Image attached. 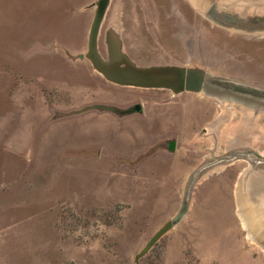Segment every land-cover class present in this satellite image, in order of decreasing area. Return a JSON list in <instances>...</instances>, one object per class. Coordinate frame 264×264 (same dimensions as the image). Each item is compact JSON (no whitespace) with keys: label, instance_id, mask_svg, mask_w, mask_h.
Returning a JSON list of instances; mask_svg holds the SVG:
<instances>
[{"label":"rangeland","instance_id":"1","mask_svg":"<svg viewBox=\"0 0 264 264\" xmlns=\"http://www.w3.org/2000/svg\"><path fill=\"white\" fill-rule=\"evenodd\" d=\"M96 2L0 0V264H264L240 202L264 178V113L107 81L82 58ZM213 4L263 12L111 0L99 53L115 29L140 66L264 89V35L215 22Z\"/></svg>","mask_w":264,"mask_h":264},{"label":"water","instance_id":"2","mask_svg":"<svg viewBox=\"0 0 264 264\" xmlns=\"http://www.w3.org/2000/svg\"><path fill=\"white\" fill-rule=\"evenodd\" d=\"M110 3L111 0H97L96 4H94L96 11L88 34L87 52L82 56L107 81L120 86L168 89L174 94H180L185 91L203 93L219 100L236 102L243 106L246 113L248 111L253 112L254 115L264 113V89L233 82L226 78L213 77L201 68H189L178 65L140 66L124 52L120 34L115 29H110L106 34L108 58L104 59L98 50V37ZM229 157L226 156V159ZM263 160L260 159V162ZM207 166L208 164H205L203 167L206 169ZM202 168L196 170L192 175L189 183L190 189L197 179L202 176ZM248 193L250 194H246L245 202L243 201L244 198L240 199L242 212L248 216L250 228L251 226L261 228L262 225L264 226V192H257V199L253 198L252 190ZM190 194L191 190H188L187 200H189ZM247 200H249V204L246 203ZM248 206H253L257 212L256 216H250L247 213L249 212ZM183 211L185 212L186 209ZM180 219L181 216L173 224L175 225ZM259 238L264 244V235H260Z\"/></svg>","mask_w":264,"mask_h":264},{"label":"flooded vegetation","instance_id":"3","mask_svg":"<svg viewBox=\"0 0 264 264\" xmlns=\"http://www.w3.org/2000/svg\"><path fill=\"white\" fill-rule=\"evenodd\" d=\"M198 2V1H197ZM200 2V0H199ZM246 3L249 6H256V7H261L263 10L262 14H259L255 16L253 19L254 21H250V17L254 14H247L244 17H239V12L235 13H230V14H224L222 12H219L218 9H216L217 6H214L211 8L209 11L210 16L213 18V20L217 23L224 24L222 21H225V24H234L235 26H240L243 30H246V32H252L257 33L258 35H264V0H246ZM248 12V10H247ZM254 17V16H253ZM256 20H263L260 21L261 24H257L259 21Z\"/></svg>","mask_w":264,"mask_h":264},{"label":"bare ground","instance_id":"4","mask_svg":"<svg viewBox=\"0 0 264 264\" xmlns=\"http://www.w3.org/2000/svg\"><path fill=\"white\" fill-rule=\"evenodd\" d=\"M243 6V5H242ZM249 127V126H248ZM242 132H244V131H242ZM241 134V133H240ZM244 134V133H243ZM242 135V134H241ZM256 183H260L259 184V187L261 188V189H258L259 187H257L256 186V188L254 187V189H252V193H253V195L255 196V195H258V194H256L257 192H264L263 190H264V178L262 179V180H259V181H257ZM246 196L247 195H244V196H242V198H244V202H245V200H246ZM260 196V195H259ZM254 199H257L258 197H253ZM246 203L247 204H249V200H247L246 201ZM248 211L249 212H247V213H249V215L250 216H252V215H257L256 213V210H254V208H253V206H248ZM244 221V220H243ZM248 221H249V219H248ZM248 224V223H247ZM250 225V224H249ZM249 230L250 231H252L253 232V235L255 236V237H257V238H259L260 237V235H264V226L262 225L261 226V228L259 227H257V228H255L254 226H251V228H249ZM259 239H261V238H259ZM255 244H256V242H255Z\"/></svg>","mask_w":264,"mask_h":264},{"label":"trees","instance_id":"5","mask_svg":"<svg viewBox=\"0 0 264 264\" xmlns=\"http://www.w3.org/2000/svg\"><path fill=\"white\" fill-rule=\"evenodd\" d=\"M95 107L96 108H94V110H98V111H105L104 109H108V108H110L109 110H111V111H109V110H107V112H111V113H113V114H115L114 112H113V110H112V106H108V105H101V104H98V105H95ZM116 115V114H115ZM116 116H118V115H116ZM119 117V116H118ZM121 118V117H120Z\"/></svg>","mask_w":264,"mask_h":264}]
</instances>
